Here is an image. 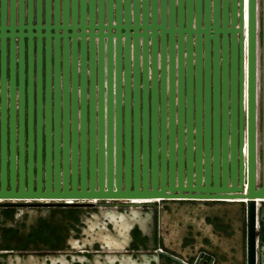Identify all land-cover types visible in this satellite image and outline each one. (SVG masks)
Returning a JSON list of instances; mask_svg holds the SVG:
<instances>
[{"label":"water","instance_id":"1","mask_svg":"<svg viewBox=\"0 0 264 264\" xmlns=\"http://www.w3.org/2000/svg\"><path fill=\"white\" fill-rule=\"evenodd\" d=\"M257 23L256 0H0V199L247 198L224 201L254 264L264 0L259 163Z\"/></svg>","mask_w":264,"mask_h":264},{"label":"rangeland","instance_id":"2","mask_svg":"<svg viewBox=\"0 0 264 264\" xmlns=\"http://www.w3.org/2000/svg\"><path fill=\"white\" fill-rule=\"evenodd\" d=\"M257 14L258 0H256V16ZM257 55L258 49H256V58ZM257 105L256 103V111ZM257 120L256 115V127ZM256 144L258 146V131H256ZM256 170L258 171V165ZM3 201L34 204L46 200L0 199V202ZM186 201L189 202L173 203L171 200L158 199L155 201H141L144 204H154V206L148 204L147 207L141 209L137 205L128 208L126 206L112 208L106 204L98 209L85 207L84 210L75 212V214H78V220L75 222L69 220L70 211L65 210V206L61 208L64 211L59 209L51 211L45 204L38 207L16 205L12 207L11 216L8 217L4 213L5 206L0 205V228L2 226H12L17 231L15 234L4 236L0 229V247H4L6 243L9 244V248H0V264H75L76 261H79L80 264H132L133 262L159 264V260L163 259V257H160L161 255L174 258L172 253H169L173 252L175 257L186 261L187 256H195L200 248L206 251L202 254V257L213 255L209 253V250L214 248L225 253L223 258L220 253H216L217 255L214 258H218L217 264H236L238 256L236 243L240 229L243 228L245 231L244 203L223 208L228 214L231 228L222 241L221 234L218 241H213L209 235L214 230L210 229L208 223L200 222L198 219H201V214H211L215 211L219 212L221 209L216 208L214 205L210 207L212 212H208V204L204 203L208 200ZM40 219L50 222L52 226L50 234L58 237L55 242L58 250L52 252L51 244L45 243L44 240H24L27 232L34 229L39 224ZM121 220H123V225L120 226L118 223ZM136 223L143 231L149 233H152L155 228L165 246L159 249L165 252L161 253L160 250H157L153 252L144 251V253L139 248H132L130 228ZM73 224L77 226V229L74 228ZM187 235L191 238L189 243L184 240ZM204 237L207 239L206 243H204ZM22 240L26 242L25 248L14 247L20 244ZM111 248L119 250L118 253L120 254L110 252ZM121 253L126 254L121 255ZM140 255H143V260L138 259ZM231 256L232 258H230ZM151 258H154V263H152Z\"/></svg>","mask_w":264,"mask_h":264},{"label":"flooded vegetation","instance_id":"3","mask_svg":"<svg viewBox=\"0 0 264 264\" xmlns=\"http://www.w3.org/2000/svg\"><path fill=\"white\" fill-rule=\"evenodd\" d=\"M33 13H34V8L32 9ZM257 19H258V27H257V49H258V55L256 58V66H257V76H256V91H257V131H258V146H257V156H258V163H259V155H260V118H259V109H260V91H261V79H260V28H259V19H260V0H258V14H257ZM7 23V19L5 21ZM14 22L16 23V20H14ZM23 22L25 23V18L23 20ZM32 23H34V14L32 15ZM51 22V20H50ZM41 23H42V18H41ZM60 31V30H59ZM69 31V30H68ZM14 39V56L15 58L17 57V36L13 37ZM34 40V37L32 38ZM69 36H68V43H69ZM24 42H25V37L23 38ZM43 40V37H41V41ZM50 40L52 41V38H50ZM76 40L78 41V37H76ZM5 41H6V51H7V43H8V38L5 37ZM61 43V37H59V46ZM78 44V42H77ZM34 47V44H33ZM24 50H25V45H24ZM41 53H42V57H41V75L43 72V49H41ZM25 57V54H24ZM33 57H34V51H33ZM60 53H59V62H60ZM6 62H7V56H6ZM16 64V63H15ZM33 69H34V61H33ZM15 73H16V68H15ZM43 76V75H42ZM25 79V78H24ZM33 79H34V73H33ZM6 82H7V68H6ZM15 83H16V74H15ZM17 92V88L15 87V93ZM256 178H257V183H260V169L258 167V171L256 173ZM20 200H28V199H20ZM33 200H44V199H33ZM163 200H171L173 203H186L189 201V199H163ZM47 201V200H46ZM66 201V200H64ZM75 201V200H74ZM105 200H97L94 201L93 204L89 201H80L77 204H72L70 206L65 205V204H46V206H48V208L52 211H55L57 209L64 211L63 208H65V210L70 211L69 213V217H70V221L74 220L71 217V214H75V212L77 213V211L79 210H84V208H88V207H92L93 209H98V208H102L105 206V204L99 205L98 203L100 202H104ZM110 204H106L109 205L112 208H122L123 206H126L127 208L129 207L128 204L125 203V201H121V200H113V201H107ZM193 202V201H191ZM87 203V204H86ZM206 204H208L209 207L215 205V204H223L225 202H204ZM228 204H237L239 205V202L236 201H228ZM149 203L147 204H143V205H139V209L141 208H145L147 207ZM1 206H5V208H10L12 210V207L16 206V205H32V206H41V204L38 203H28V202H18V201H3L0 202ZM149 205H153L154 204H149ZM135 206V205H132ZM257 227L259 228V233L256 237V243H255V261L254 264H264V239H261V235L264 234V201L260 202L259 207H258V212H257ZM76 217V220L78 219V214L74 215ZM133 229H137L138 230V234L134 235L133 234ZM130 238H131V244L135 243L136 247H132V248H139L141 251H157L160 250L159 248L161 247H165L162 243V239L161 236L157 234V232L154 231L151 233H149L148 231H143L142 228H140V226L138 225V223L134 224L131 228H130ZM207 239L204 240V243H206ZM191 241H188V243ZM237 245V252H238V256H237V262L236 264H246V240H245V231L243 228L240 229L239 232V236H238V241L236 243ZM59 248V247H58ZM216 249V248H215ZM55 250H58L57 247L54 244H51V251L54 252ZM97 250V248H96ZM94 250V251H96ZM110 252H113L114 254H120L118 253L119 250H114L113 248H111ZM124 252V251H121ZM161 253L165 252L160 250ZM232 252V251H231ZM145 253V252H144ZM172 253V256L174 258H169L165 255H161L160 257H163V259L159 260L160 263L159 264H204L205 261H207V263L205 264H217V260L218 258L214 256H216L217 252H213L212 250L209 251V253L213 254V255H208L207 257H202V254L206 253V251L203 248L199 249V252L197 254H195V256H187L186 257V261H182L179 258L175 257L173 255V252H169ZM208 253V252H207ZM122 254H126V253H121ZM225 253H222V258ZM221 258V259H222ZM232 258V256L230 257ZM138 259L143 260V255L138 256ZM175 259V261H174ZM152 263L155 262L154 258H151ZM75 264H80L79 261H76ZM90 264V263H88ZM132 264H142V262L140 263H136L133 262Z\"/></svg>","mask_w":264,"mask_h":264},{"label":"crops","instance_id":"4","mask_svg":"<svg viewBox=\"0 0 264 264\" xmlns=\"http://www.w3.org/2000/svg\"><path fill=\"white\" fill-rule=\"evenodd\" d=\"M208 202H225L223 204H215L216 208L221 209L219 212H213V213H208V214H201V219L198 221L203 223H208L210 226L211 230H214L209 237L213 240V241H218V239L221 236V241L223 240V237L228 235L229 230H230V223H229V217L228 214L226 213V211L223 208H228L231 206H237V204H228V201H224V200H208ZM214 206V205H213ZM212 207V206H211ZM208 212H212L210 210V207L208 206ZM174 215V213H172ZM197 221V220H196ZM221 234V235H220ZM191 238L187 235L184 237L185 241H189ZM204 240H206V237H204ZM222 243V242H220ZM215 244V243H214ZM213 252H217L220 253V255H222L221 251H218L217 249H210ZM209 250V251H210ZM222 250V249H221ZM229 263V262H228ZM227 264V263H226ZM230 264V263H229Z\"/></svg>","mask_w":264,"mask_h":264},{"label":"trees","instance_id":"5","mask_svg":"<svg viewBox=\"0 0 264 264\" xmlns=\"http://www.w3.org/2000/svg\"><path fill=\"white\" fill-rule=\"evenodd\" d=\"M11 209L10 208H5L4 209V213L6 216L10 217L11 216ZM71 213V212H70ZM75 215V214H74ZM73 214H71V217L74 219L73 221H77L76 217ZM74 228L77 229V226H75L73 224ZM2 230V234L4 236H8L10 234H15L16 228H13L12 226H2L0 228ZM50 232H52V226L50 224V222H45L43 219H40L39 224L34 228L31 229L27 232L26 238L24 240L27 241H34V239H39V240H44L45 243H49V244H54L56 242V240L58 239L57 236H55L54 234H50ZM133 234L137 235L138 234V230L137 229H133ZM54 235V236H53ZM261 239H264V234L261 235ZM22 240L20 242V244L15 245L14 247L16 248H25L26 246V242ZM132 247H136L135 243H132ZM0 248H9V244L6 243L4 245V247H0Z\"/></svg>","mask_w":264,"mask_h":264},{"label":"bare ground","instance_id":"6","mask_svg":"<svg viewBox=\"0 0 264 264\" xmlns=\"http://www.w3.org/2000/svg\"><path fill=\"white\" fill-rule=\"evenodd\" d=\"M20 199H44V200H54V199H56V200H67V201H70L71 199L70 198H20ZM132 202L133 201H139V202H141V201H155V200H161L159 197H138V198H129ZM128 199V200H129ZM203 199V198H202ZM247 198H226V199H224V200H238V201H244V200H246ZM261 199H264V198H261ZM72 200L74 201V200H77V199H73L72 198ZM91 200H93V201H96V199L95 198H90V201ZM109 200H112V199H109ZM255 200L256 201H258L259 200V198H255ZM120 226L121 225H123L122 223H118ZM109 240V239H108ZM107 240V241H108ZM115 247V246H114Z\"/></svg>","mask_w":264,"mask_h":264},{"label":"built area","instance_id":"7","mask_svg":"<svg viewBox=\"0 0 264 264\" xmlns=\"http://www.w3.org/2000/svg\"><path fill=\"white\" fill-rule=\"evenodd\" d=\"M70 201H73V200L71 199ZM75 201H79V202H80V201H90V199H87V200H86V199H77V200H75ZM107 201H108V200H107ZM245 201H246V200H244V202H245ZM66 202H67V201H66Z\"/></svg>","mask_w":264,"mask_h":264}]
</instances>
